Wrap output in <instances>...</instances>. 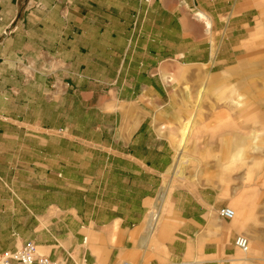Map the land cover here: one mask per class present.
Segmentation results:
<instances>
[{
  "label": "rangeland",
  "instance_id": "rangeland-1",
  "mask_svg": "<svg viewBox=\"0 0 264 264\" xmlns=\"http://www.w3.org/2000/svg\"><path fill=\"white\" fill-rule=\"evenodd\" d=\"M23 2L20 0V6ZM175 2L156 12V0L152 17L145 24H139L138 19L130 23L123 44L115 45L114 50L77 56V63L89 64L88 71L72 72L65 66L23 77L29 83L21 92L28 96L40 94L42 83H49V88L46 101L32 98L27 106L18 104L14 109L17 118L0 124V169L11 181L17 178L15 172L24 174L34 190L25 194L24 205H20L24 210L16 211L18 220L9 231L2 229L0 221V237H12L3 253L31 241L40 254L54 258L57 252L76 250L84 237L79 226L82 232L103 227L101 222L110 210L104 206L124 199L121 192H111L112 178L118 177L111 162L121 157L122 134L130 128L128 114L134 121L144 113L174 153L158 200L163 213L168 207L166 195L174 187H264V128L258 116L239 112L244 104L237 105L247 101V96H264V42L260 40L264 37V0H241L245 3L241 13L249 14V19L233 16L212 25L206 21L205 27L197 21L191 24ZM141 27L137 40L128 39L132 30L137 33ZM108 44L111 46L110 41ZM76 53V48H66L64 57L71 59ZM27 61L26 56L20 57L18 67ZM53 65L56 69V63ZM2 80L17 78L8 74ZM59 82L62 94L54 99L51 95ZM202 87L206 89L198 100ZM137 100L139 104L126 106V101ZM255 102L258 106L259 101ZM191 114L195 115L194 125L180 147V130ZM65 173L67 182L76 188L67 196L61 194ZM0 188L4 189L1 213L4 197L13 192L11 184L1 179ZM67 197H75L76 203L63 200ZM59 198L68 209L58 204ZM47 203L63 213L79 206L81 210L68 215L76 227L62 229L51 222ZM87 249L88 245L80 251H86L89 259ZM118 250L103 251V262L110 261ZM91 258L95 264L96 258Z\"/></svg>",
  "mask_w": 264,
  "mask_h": 264
},
{
  "label": "crops",
  "instance_id": "crops-1",
  "mask_svg": "<svg viewBox=\"0 0 264 264\" xmlns=\"http://www.w3.org/2000/svg\"><path fill=\"white\" fill-rule=\"evenodd\" d=\"M155 1L27 0L25 3L24 0L20 6V0H0V124L6 125L8 120L17 118L14 109L18 104L27 106L32 98L47 100L49 83L40 84V88H43L40 94L28 96L21 92L29 83L23 80L27 73L32 75L41 70H63L65 66L72 72L88 71L89 64L77 63L75 58L82 53L85 57L103 54L109 49L114 50L115 45H122L130 23L138 19L139 24H145L152 17L151 8ZM171 1L159 0L156 12L163 11L165 4L169 8ZM174 1L177 8L183 9L184 15L190 18L191 24L197 21L205 27L206 21L212 25L215 21H230L233 16L249 19V14L241 13L245 6L241 0ZM141 33L142 27L137 33L132 30L128 39L137 40ZM2 34L4 37L1 38ZM66 48L77 49L74 58L64 57ZM3 54L7 55L6 59L2 57ZM22 56L28 58V64L18 67L17 61ZM8 74L17 80H2V76L7 77ZM56 88L51 95L54 99L62 94V83L59 82ZM133 102L125 103L129 106L139 104L140 100ZM127 118L130 128L122 134L121 157L113 154L119 159L111 162L118 175L112 178L111 192H121L124 199L104 206L110 210L105 213L107 219L101 222L103 227L89 228L87 231L83 228L82 232L79 226V233L84 237L79 240L73 253L57 252L54 258L37 251L38 254L63 264H92L91 257L96 258L95 264H119L120 259H123L120 264H264V187L259 185L244 188L236 184L232 189L219 185L213 188L209 184L200 188L174 187L166 195L168 207L165 213L160 207V223L152 234L148 233L147 221L151 211L158 206L174 153L169 142L162 140L147 122L144 113L140 114L139 120L132 121L129 114ZM15 175L17 178L11 181L0 169V179L11 184L13 192V195L4 197L6 203L0 213L4 231L15 224L11 223L10 216L15 218L16 211L18 214L24 210L20 205H24L25 194L34 192L24 174L15 172ZM66 175L61 179L63 196L76 189L73 182H67ZM3 191L0 188V195ZM61 200L59 198L58 204L68 209L69 206L61 204ZM63 200L71 203L77 201L75 197ZM47 206L52 211L48 214L52 216L51 222L59 224L62 229L72 230L76 227L68 215L75 214L79 206H72L74 209L65 213L51 208L52 204L47 203ZM223 207L234 211L232 220L219 217L218 211ZM95 222L100 223V220L96 218ZM238 237L248 240L246 253L236 248L235 240ZM11 242L10 234L0 237V254L10 247ZM87 245L89 259L86 251H80ZM115 248L119 250L114 257L103 262L101 253Z\"/></svg>",
  "mask_w": 264,
  "mask_h": 264
},
{
  "label": "bare ground",
  "instance_id": "bare-ground-1",
  "mask_svg": "<svg viewBox=\"0 0 264 264\" xmlns=\"http://www.w3.org/2000/svg\"><path fill=\"white\" fill-rule=\"evenodd\" d=\"M260 40H262L264 42V37L261 38ZM221 83L223 84L224 82H217L216 84ZM235 91L237 92V89L235 87H232ZM205 87H202L199 89V91L197 92V98L198 100H200L202 98V95L205 91ZM248 100L245 102H241L238 103V106H241L244 104V107L239 110V112H244L246 113L248 116L249 115H253V116H258L261 119V128H264V96L255 94L254 98L252 99L250 96H247ZM255 99H257L259 101V105L257 106L255 103ZM221 115H223L221 113ZM195 119V115H190V117H188L186 119V121L183 123L181 130H180V139H179V146L182 147L187 139V136L190 134V131L194 125V120ZM171 169V168H170ZM173 171H176V168H173ZM161 201L163 202V200L165 199V196H161ZM162 208V207H161ZM154 211L151 212L150 214V218H148L147 221V230L149 234H152L153 231L155 230V228L158 226V224L160 223L159 220V211H160V206H156L155 209H153ZM233 211V210H232ZM234 212V211H233ZM18 220V217H15L14 220H10L11 223L16 222ZM91 251H94L93 249H91Z\"/></svg>",
  "mask_w": 264,
  "mask_h": 264
},
{
  "label": "built area",
  "instance_id": "built-area-1",
  "mask_svg": "<svg viewBox=\"0 0 264 264\" xmlns=\"http://www.w3.org/2000/svg\"><path fill=\"white\" fill-rule=\"evenodd\" d=\"M218 215L221 219L228 221L235 217V213L228 208L220 209ZM235 246L241 252L246 253L248 251V240L244 237H238L235 240ZM37 251L35 244L25 243L13 252L0 254V264H63L48 257L40 256Z\"/></svg>",
  "mask_w": 264,
  "mask_h": 264
}]
</instances>
